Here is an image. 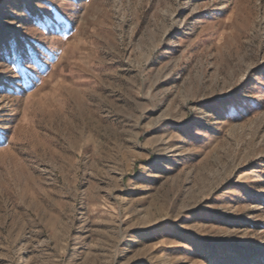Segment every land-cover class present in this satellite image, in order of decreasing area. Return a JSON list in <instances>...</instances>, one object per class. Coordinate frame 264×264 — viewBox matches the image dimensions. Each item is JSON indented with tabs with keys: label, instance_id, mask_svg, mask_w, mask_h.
Segmentation results:
<instances>
[{
	"label": "rangeland",
	"instance_id": "obj_1",
	"mask_svg": "<svg viewBox=\"0 0 264 264\" xmlns=\"http://www.w3.org/2000/svg\"><path fill=\"white\" fill-rule=\"evenodd\" d=\"M0 264H264V0H0Z\"/></svg>",
	"mask_w": 264,
	"mask_h": 264
}]
</instances>
